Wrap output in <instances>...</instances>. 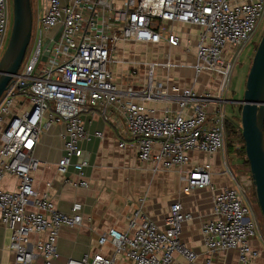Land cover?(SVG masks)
Wrapping results in <instances>:
<instances>
[{
	"label": "built area",
	"instance_id": "obj_1",
	"mask_svg": "<svg viewBox=\"0 0 264 264\" xmlns=\"http://www.w3.org/2000/svg\"><path fill=\"white\" fill-rule=\"evenodd\" d=\"M43 9L33 22L31 50L16 77L0 99V184L6 177L18 180L16 191L0 189V221L12 232L10 249L14 264H54L59 258L58 240L63 228L78 229L83 223L78 206L70 213L59 211L49 194L40 196L32 174L39 168L34 149L44 128L64 125L65 155L58 172L67 173L72 160L79 175L89 162L81 143L102 138L90 135L82 115L100 112L125 123L119 147H132L154 172H181L184 193L210 189L213 213L201 225L205 248L199 254L182 241L183 226L194 215L180 203L171 206L163 227L143 210L145 199L129 220V230L110 229L99 245L110 244L115 256L87 254L67 264H114L123 255L129 264H214L221 255L236 252L238 264H255L261 253L251 246L258 226L248 202L253 190L251 176H237L227 155L226 121L228 94L236 63L264 26V0H43ZM200 27L196 46L197 76L211 73L218 86L199 93L193 89L171 91L155 80L162 63H131L145 68L146 84L120 89L111 72L116 45L133 41L157 45L166 41L179 47L181 41L169 24ZM12 0H0V60L11 36ZM168 57V56H167ZM139 73L135 67L132 74ZM175 104L177 113L156 115L147 103ZM241 149V148H240ZM239 149V150H240ZM222 156L221 174L232 187L217 191L210 163L191 166L190 154ZM76 186L89 188L81 180Z\"/></svg>",
	"mask_w": 264,
	"mask_h": 264
},
{
	"label": "crops",
	"instance_id": "obj_2",
	"mask_svg": "<svg viewBox=\"0 0 264 264\" xmlns=\"http://www.w3.org/2000/svg\"><path fill=\"white\" fill-rule=\"evenodd\" d=\"M245 2L248 0H237ZM44 2V1H43ZM124 0H117L122 7ZM179 37L181 45L171 47L166 41L157 45H140L133 41H123L116 45L112 56L111 72L114 81L120 89L129 86L142 87L146 84V71L138 65L141 62L162 63L167 59L175 66L184 65L183 61L175 59L177 54L189 57L191 63L185 65L193 70V79L178 78L175 68L166 71L158 68L155 80L167 87L193 89L202 93L208 88H216V81L211 73L203 72L197 76L193 66L196 64V46L202 29L193 25L174 23L168 25ZM152 49L154 56L150 59L135 53V49ZM161 56V58H160ZM168 56V57H167ZM159 57V58H158ZM188 64V65H187ZM139 70L135 76L133 68ZM147 106L155 110L157 116L162 117L165 110L177 113L179 108L175 104L153 101ZM86 130L90 135L102 133V138H93L91 142L81 143L84 159L89 162L84 176L75 169L77 159L65 175L58 172V163L65 155L64 152V125L58 124L44 128L39 143L34 149V157L39 161V168L32 174L33 187L43 196L49 194L56 208L64 213H70L73 207L78 206L83 217V223L78 229L63 228L58 240L59 258L54 264H67L69 259L82 260L85 255H102L106 258L115 256L114 247L110 244L101 247L99 238L110 229L121 232L129 230V220L140 207V200L145 199L144 212L159 226L163 227L170 208L180 203L184 211L194 215L191 222L183 226L182 241L199 254H204L205 248L201 236L202 223L210 219L213 213L214 194L210 189L196 190L184 193L182 173L190 167L183 168L182 172L159 171L154 172L153 166L143 163L132 147L122 149L120 141L124 138L125 123L122 119L110 116L106 119L100 112H85L82 115ZM191 166L210 163L213 168V184L217 191L224 187H232V182L221 174L222 156L193 152L190 155ZM85 180L89 188L76 186ZM18 187V180L6 177L0 184V189L13 192ZM12 232L0 221V264H14L15 255L10 249ZM253 249L260 251L261 256L255 264H264V243L259 238L251 241ZM114 264H129L123 255H117ZM198 264H205L201 258ZM214 264H238L236 252H227L221 255Z\"/></svg>",
	"mask_w": 264,
	"mask_h": 264
},
{
	"label": "water",
	"instance_id": "obj_3",
	"mask_svg": "<svg viewBox=\"0 0 264 264\" xmlns=\"http://www.w3.org/2000/svg\"><path fill=\"white\" fill-rule=\"evenodd\" d=\"M13 25L7 49L0 60V99L26 59L32 39V0H12ZM241 108L242 138L255 197L264 217V34L254 54Z\"/></svg>",
	"mask_w": 264,
	"mask_h": 264
},
{
	"label": "rangeland",
	"instance_id": "obj_4",
	"mask_svg": "<svg viewBox=\"0 0 264 264\" xmlns=\"http://www.w3.org/2000/svg\"><path fill=\"white\" fill-rule=\"evenodd\" d=\"M43 4H44L43 0H32L34 21H36L38 14L41 13V10L44 7ZM263 34H264V26L262 27L260 33L255 38V40L244 49L241 57L238 59L236 63L235 70L233 73L231 87H230V91L228 94V105H227L226 110H227V115L229 117H235V116L238 117L240 115V122H241L240 106L237 104H234V102L240 101L243 99L244 92L246 89V82H247L248 74H249V71L252 65L253 57L258 48V45L260 43V40ZM30 50H31V45L29 47L28 53L30 52ZM135 53L137 55H140L143 58L147 57L148 59L154 56V51L152 49L144 50V49L137 48L135 49ZM175 59H178L184 62V65L180 64L177 68H175V71L178 75L177 77L179 79L182 77L193 79L195 76L193 70H191L185 65L186 63H191V59H189V57H185V56L183 57L181 56V54H177ZM237 140L238 139L234 138V135H232L228 139L229 143L227 144V155L231 160L230 162H231L232 168L235 170L237 176L239 177L241 176L243 180H246L248 176L251 175L250 168L246 164L241 162L239 159L241 157L239 156V149L242 148L243 144L241 142H238L236 144ZM231 142H234V144H236L235 145L236 149L235 147L234 148L230 147ZM248 202L250 203L251 209L253 211L254 219L258 226V237L264 243V217L258 206L254 190H250L248 192Z\"/></svg>",
	"mask_w": 264,
	"mask_h": 264
},
{
	"label": "trees",
	"instance_id": "obj_5",
	"mask_svg": "<svg viewBox=\"0 0 264 264\" xmlns=\"http://www.w3.org/2000/svg\"><path fill=\"white\" fill-rule=\"evenodd\" d=\"M240 113H241V108H240ZM226 131H227V138L228 139L232 135H234V138L238 139L236 141V144L238 142H241L243 144L242 148L239 150V156H241L239 159L241 162H243L244 164H246L249 167V163L246 159V154H245V143H244V140L241 136L242 135V129H241V122H240V115L238 117H236V116L235 117H229L228 116L227 121H226ZM236 144H234V142H231L230 147L234 148ZM235 149H236V147H235ZM250 176L251 175H249L248 177H250ZM240 178H241V176H240ZM253 190H254V188H253Z\"/></svg>",
	"mask_w": 264,
	"mask_h": 264
}]
</instances>
